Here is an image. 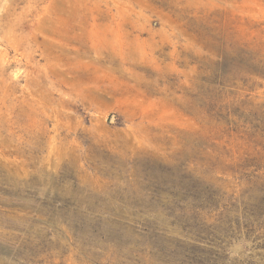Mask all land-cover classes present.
<instances>
[{"label": "rangeland", "instance_id": "1", "mask_svg": "<svg viewBox=\"0 0 264 264\" xmlns=\"http://www.w3.org/2000/svg\"><path fill=\"white\" fill-rule=\"evenodd\" d=\"M0 96V264H264V0H0Z\"/></svg>", "mask_w": 264, "mask_h": 264}, {"label": "bare ground", "instance_id": "2", "mask_svg": "<svg viewBox=\"0 0 264 264\" xmlns=\"http://www.w3.org/2000/svg\"><path fill=\"white\" fill-rule=\"evenodd\" d=\"M3 84H4V83H3ZM0 97H1V96H0ZM1 99H2V98H1ZM1 99H0V100H1ZM1 101H2V100H1Z\"/></svg>", "mask_w": 264, "mask_h": 264}]
</instances>
